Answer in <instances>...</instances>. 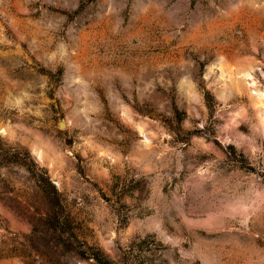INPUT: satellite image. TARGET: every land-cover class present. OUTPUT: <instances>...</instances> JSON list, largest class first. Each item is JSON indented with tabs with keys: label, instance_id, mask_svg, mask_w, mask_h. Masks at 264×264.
I'll list each match as a JSON object with an SVG mask.
<instances>
[{
	"label": "rangeland",
	"instance_id": "374dc122",
	"mask_svg": "<svg viewBox=\"0 0 264 264\" xmlns=\"http://www.w3.org/2000/svg\"><path fill=\"white\" fill-rule=\"evenodd\" d=\"M0 264H264V0H0Z\"/></svg>",
	"mask_w": 264,
	"mask_h": 264
}]
</instances>
